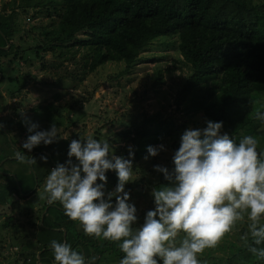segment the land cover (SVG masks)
Returning <instances> with one entry per match:
<instances>
[{
  "label": "trees",
  "instance_id": "1",
  "mask_svg": "<svg viewBox=\"0 0 264 264\" xmlns=\"http://www.w3.org/2000/svg\"><path fill=\"white\" fill-rule=\"evenodd\" d=\"M7 8L11 11L9 15L0 14V84L3 81L1 76H5L7 72L4 67L14 66L23 59V54L27 51L18 43H14L17 39L19 42L24 41L23 36H19L18 33L20 31L16 21L18 9L25 11L28 8H35L31 17L33 19L41 17L48 21L46 29L41 32L42 39H39L33 48L35 57H40V52L45 51L47 46L55 48L54 53L57 52L59 58L75 57L76 53L84 49L83 65L90 72L109 62L125 63L130 67L135 63L139 53L153 40L169 38L177 43L176 49L182 62L191 70L184 85L176 92L178 109L187 116L192 117L201 112L204 120L223 121L221 131L227 132L230 136L243 132L260 139L256 136L259 131L264 135L263 123L255 118L258 110H264L258 108L257 102L261 95L264 96V0H20L17 4L10 1L1 11L4 12ZM34 39L36 40L35 37ZM7 47L9 49H6ZM72 49L76 51L73 52ZM14 77L8 78L12 85L16 82ZM162 82L163 75L159 71L154 79V86ZM203 85H206L207 91L201 97L196 96L195 90ZM15 92L17 89L8 91L10 95ZM56 95L54 98L58 100L60 94ZM183 103L185 105L182 108ZM188 103L192 105L189 107ZM73 105L75 106V103L54 106V122L63 125L60 112H73ZM65 107L68 110L63 109ZM42 111L38 112L39 116L42 115ZM80 118L82 117L79 112L71 118L74 119L72 123H77ZM24 119L22 118L18 125H25L22 123ZM6 122H11V118L0 122V134L4 137L8 126ZM149 123L148 129L143 126L142 130L135 131L137 133L129 129L117 133L115 138L111 139L116 143V146H113L114 153L123 150L127 158L128 146L131 143L134 146L132 159L137 162L147 152L148 145L156 146L186 129L184 124L177 126L172 119L161 118L159 114L149 116ZM66 127L64 126L65 129ZM14 133L12 134L16 137L19 136L21 145L29 135L28 132L25 134L21 130ZM79 136L77 134L73 139H78ZM119 140L125 142L122 148L117 146ZM62 142L64 143V140ZM43 146L45 145L35 146L33 154H25L28 158L49 156L46 161L40 159V163L31 164L33 173L30 179L34 180L33 185L37 183L35 177L37 169L44 177L41 170L48 174L51 167L68 159V150L65 149L63 158L56 162L53 154L40 151ZM8 150L9 156H15L12 147L7 144ZM5 154L6 150L0 148V160L6 158ZM72 159L75 162V159ZM106 175L114 184L117 183L115 170ZM160 184H169L163 174L156 186ZM131 187L132 191L138 189L134 195L141 200V202L138 200L141 204L145 203L146 211L154 207L149 194L151 188L139 189L138 183ZM12 192L17 193L15 189L10 191ZM46 201L42 192V195L33 199L31 204L39 205L40 210V206L49 205ZM0 202L7 204L6 187L1 183ZM57 204L60 205L59 202ZM43 220V228H38L36 223L32 224V228L38 229L39 232L48 231L52 235L50 238L58 242H63L64 237L62 232L56 229H64L66 242L74 247H79L80 244L79 250L85 260L91 258L96 264H100L101 261L102 264L108 262L113 264L115 258L119 261L123 256L118 242L80 232L77 230L79 222L71 220L57 208H49ZM3 225L4 228H8L9 220L7 219ZM39 232L36 234L35 248L28 244L27 250L19 252L22 264L34 262L36 252L42 250L43 258L53 259L52 249H49L50 244H47L49 238L43 237ZM248 243H251L250 239ZM257 247H264V244ZM238 253L244 254L242 260L248 264L251 261L254 264H264V259H258L252 254L246 243L238 249ZM45 262L49 264L48 261ZM226 263L229 264L230 261L227 260ZM15 264L18 262L15 261Z\"/></svg>",
  "mask_w": 264,
  "mask_h": 264
},
{
  "label": "clouds",
  "instance_id": "2",
  "mask_svg": "<svg viewBox=\"0 0 264 264\" xmlns=\"http://www.w3.org/2000/svg\"><path fill=\"white\" fill-rule=\"evenodd\" d=\"M255 118L264 123V110H258ZM22 123L29 133L22 149L29 152L41 143L68 139L59 134L55 124L38 130V123L27 118ZM204 123L205 127L183 131L171 170L153 165L169 184L151 188L154 208L146 212L142 224L137 225V208L125 190L127 183L138 178L133 167V146H128L125 158L114 154L108 139H96L91 134L70 141L68 159L57 163L45 178L44 198L49 204L58 201L64 215L78 221L86 235L118 242L123 253L118 264H202L199 254L215 247L245 218L247 231L240 239L252 254L264 259V247H257L264 244V151L258 152V140L253 135L237 142L221 131L223 121L205 119ZM163 150L164 144L148 145L144 159ZM15 156L21 162L36 163L35 158L26 157L19 149ZM40 159L46 161L47 156ZM109 170H115L118 179L114 189L106 193ZM49 247L52 264L87 261L81 250L67 242L53 239ZM11 250L19 255L17 248Z\"/></svg>",
  "mask_w": 264,
  "mask_h": 264
},
{
  "label": "rangeland",
  "instance_id": "3",
  "mask_svg": "<svg viewBox=\"0 0 264 264\" xmlns=\"http://www.w3.org/2000/svg\"><path fill=\"white\" fill-rule=\"evenodd\" d=\"M10 1H15L17 4L20 0H0V14H10L9 8L4 12L1 11L3 6ZM34 9L28 8L25 11L18 9L16 20L20 29L19 36H23L24 41L19 42L17 39L14 43H18L20 47L27 50L23 54V59L28 62L24 63L23 59H20L14 66H5L6 75L1 76L3 81L0 84V122L6 118H11V122H6L8 125L6 127V137L0 134V148L5 146L7 149L8 144L15 153L18 149L29 152L27 149L22 150L19 136L16 137L12 134L20 132V130L22 133L27 134L26 126L18 125L22 118L38 123V130H47L52 124H55L59 129V134L68 137V139H57L53 143L43 146L40 150L44 153L53 154L56 162L63 158V151L68 150L66 147L73 136L77 134L80 135L78 139L89 134L96 139H108L113 147L116 146V143H113L111 139L115 138L117 133L127 129L137 133L142 130L143 126L148 129L150 127L149 116L157 114L161 118L172 119L177 126L184 124L185 128L206 126L201 112L192 117L187 116L176 105V92L184 85L191 74V70L182 62L175 41L165 37L153 40L139 53L135 63L130 67L126 66L125 63L109 62L98 67L94 72H90L83 65L82 52L84 49L76 53L75 57L65 56L59 58L58 53H54L56 49L47 46L45 51L40 52V57H35L33 48L38 44L37 41L42 39L41 32L46 29L45 26L48 21L41 17L33 19L31 16ZM79 37L82 38V36ZM6 49H9V47ZM72 51L75 52L76 49H72ZM159 71L163 75V82L154 86V79ZM9 77L15 78V84L12 85L10 84L11 81L8 82ZM205 86L196 89L195 95L201 97L207 91ZM16 89L17 92L13 95L8 93L9 90ZM56 94H60L58 100L54 98L57 96ZM257 102L259 109L264 108L263 95L257 99ZM73 103H75L73 112L65 111L66 114L60 112V116L63 117V119L60 118L63 125L53 123L54 106H68ZM45 105L52 106L46 107ZM184 105L185 103L182 104V108ZM188 105L190 107L192 104L188 103ZM63 109L68 110L66 107ZM37 110H43L41 116H39ZM78 111L82 118L77 123H72L74 119L71 118L75 114H79ZM64 126H67L66 129ZM262 127L264 128V123ZM260 132L256 133V136L260 138H256L258 140V152L264 151V135ZM2 133L5 134L4 131ZM182 133L178 132L160 143L165 145L166 150L160 151L156 156H149L145 160L144 156L148 155L146 152L137 162L133 161L134 171L138 178L127 183V187L130 188L125 187V190L129 191L130 200L137 208V225L143 223L147 211L144 209L145 203L141 204V200L134 195L138 189L132 191L131 186L135 183H138L139 189L144 187L149 189L156 186L162 173L155 171L153 165L160 164L169 170L174 167L172 156L179 147ZM245 135L248 134L242 132L233 137H236L238 142ZM62 140H64V143ZM137 142L140 143L139 140ZM124 144V141L119 140L117 146L122 148ZM41 145L43 144L41 143ZM32 150L26 155L33 154L34 151ZM124 154L123 150H119L116 155L124 156ZM46 156L49 159V156ZM73 158L75 159V157ZM1 160L0 183L4 179L6 180L2 185L6 187V196L8 195L9 203L3 204L0 202V264H5L4 261L11 264V260L16 258V253L11 248H17L20 252L21 250H27L26 245L29 244L30 238L27 233L30 232L32 223L36 222L37 217L34 218L35 222H32L30 218H26L25 213L33 209L31 201L24 202L25 199L21 200L15 196L16 194L9 196L7 189L8 187L16 188L18 194L23 196L33 186L32 183L35 182L30 180V175L33 173L30 164L21 162L16 159V156H9V154ZM35 160L36 163H40V157H35ZM50 165L48 164V166ZM9 172L10 175H8ZM108 172L112 173V170L107 171L106 174ZM106 176L105 192L107 193V191L114 189L116 183L114 184L110 181L108 175ZM35 177L37 183L39 182L38 189H40L42 195L46 176L43 177L37 169ZM114 201L115 198L113 197ZM7 219L18 223L19 229H14L12 225L4 228L3 224ZM79 231H83L80 224ZM245 231H247L246 218L244 221H238L230 232L225 233L215 247L206 248L203 253L199 254L198 258L202 264H228L226 263L227 260L230 261L229 264H248L242 260L244 254L238 253V249L243 247L245 243L240 239ZM39 233L43 237L49 238L47 244H50V241L53 240V238H50L52 235L48 231H40ZM32 238L34 239V237L30 239ZM118 262V259L115 258L113 264H118ZM85 264L96 263L95 260L90 258ZM100 264H102V261ZM106 264H109V262ZM249 264H254V262L251 261Z\"/></svg>",
  "mask_w": 264,
  "mask_h": 264
},
{
  "label": "crops",
  "instance_id": "4",
  "mask_svg": "<svg viewBox=\"0 0 264 264\" xmlns=\"http://www.w3.org/2000/svg\"><path fill=\"white\" fill-rule=\"evenodd\" d=\"M25 116V115H24ZM23 116V117H24ZM5 130V129H4ZM6 137V136H5ZM3 149H5L6 150V154H5V156H7L8 155V153H10V150H8L7 151V149H6V147L5 146H3L2 147ZM22 148V147H21ZM23 150V149H22ZM27 153H29V152H26L25 151V154H27ZM56 166V165H55ZM55 166H53V167H55ZM53 167H51V168H53ZM50 168V169H51ZM41 172L45 175V176H47V174H45L44 172H45V170H41ZM8 175H10V172L8 173ZM43 176V175H42ZM31 180V179H30ZM4 181H6L5 179L2 181V183L4 184ZM32 181V180H31ZM37 182V181H36ZM33 184V183H32ZM39 185V182L37 183V185L35 186V185H33L31 188H29L28 189V191L26 192V194L25 195H19L18 194V192H17V197H19L21 200H24V202H30V201H32L33 199H35L36 197H38L41 193H40V189H37V186ZM17 190L16 188H9L8 187V189H7V194H9V196H12V195H15V194H13V192L12 193H10V191H12V190ZM30 189H33L34 191L32 192V191H29ZM35 195H37V196H35ZM16 196V195H15ZM7 197H8V195L6 196V201L7 202H9V200L7 199ZM14 199V198H13ZM20 201V200H19ZM23 202V203H24ZM47 203V202H46ZM58 203V201H56L55 203L53 202L52 204H49V205H47V206H40V210H39V205H36V204H34V206L32 207L33 209H31V211H27L26 213H25V216H26V218H30V220L32 221V222H35L34 221V218H35V216L37 217V220H36V224H38V228H43L44 226H43V219H44V216H45V214H46V212L49 210V208H57L58 210H59V212H61V213H64L63 212V208H62V205H58L57 204ZM20 211V210H19ZM18 211V212H19ZM35 214H37V215H35ZM15 218H17L16 216H15ZM18 219V218H17ZM10 225H12L13 226V228L15 229V227H17L18 229H19V224L18 223H15V222H13V224L12 223H9ZM32 224H34V223H32ZM77 229L79 230V225L77 226ZM57 231H61L62 232V234H63V237H64V240H63V242H66V240H65V234H66V232H65V230L64 229H56ZM39 232V230L38 229H33L32 227L30 228V232L29 233H27L29 236H30V238L31 237H34V239L32 238V239H30L29 238V244H30V246H31V248L32 247H34L35 245H36V234ZM81 232H84V231H81ZM20 240V239H19ZM28 240V239H27ZM35 241V243H33ZM72 247L73 248H76L77 250L80 248L81 249V245L79 244V247L78 246H73L72 245ZM49 249H51V248H49ZM43 252V250L42 251H37L36 252V255H35V260H34V262L33 261H29L31 264H48L47 262H45V261H48L49 262V264H52V260L51 259H46V257H42V255H41V253ZM14 259H19V257L18 256H16V258H13V260H11V264H15V260ZM19 261H21V260H19ZM4 263L5 264H9V262L8 261H4ZM23 262H19V264H22Z\"/></svg>",
  "mask_w": 264,
  "mask_h": 264
}]
</instances>
